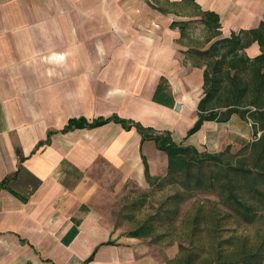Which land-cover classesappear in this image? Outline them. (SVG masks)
Instances as JSON below:
<instances>
[{
	"label": "crops",
	"instance_id": "obj_1",
	"mask_svg": "<svg viewBox=\"0 0 264 264\" xmlns=\"http://www.w3.org/2000/svg\"><path fill=\"white\" fill-rule=\"evenodd\" d=\"M248 1L0 0V264H161L95 197L112 173L144 183L143 155L150 175L166 173L133 123L211 152L232 144L226 133L251 138L237 114L187 135L204 94L197 50L214 40L193 22L214 10L222 36L256 27L264 3Z\"/></svg>",
	"mask_w": 264,
	"mask_h": 264
},
{
	"label": "trees",
	"instance_id": "obj_2",
	"mask_svg": "<svg viewBox=\"0 0 264 264\" xmlns=\"http://www.w3.org/2000/svg\"><path fill=\"white\" fill-rule=\"evenodd\" d=\"M200 21L208 32V40H212L205 50H197L198 54L206 59L204 69L203 89L204 94L198 103V117L188 129L187 135L200 128L204 120L226 121L232 114H237L241 119L249 122L253 129V139L239 146L240 150L250 145L254 148H263L264 145V15L256 27L232 30L229 36H222L219 14L214 10L201 11ZM257 42L260 52L249 56L245 52L251 43ZM221 72H224L223 77ZM245 73V76L243 75ZM247 74V75H246ZM226 80L225 83H223ZM108 118H100L90 125H98ZM84 118L76 121L70 120L69 126L85 125ZM125 126L129 125L123 121ZM141 133L142 140L150 139L155 146L164 151L167 157V169L162 178L168 182L179 183L183 190L173 194L178 201L185 194L203 188L212 190L219 195L222 203L242 220L250 222L254 217L253 205L243 199L239 193L241 187L251 191V195L264 203V186L258 187L256 182L264 184V165L254 171L238 159L237 164L222 158L224 151L209 152L201 150L190 144H177L169 131L148 134L150 128H145L139 123H133ZM67 125V126H68ZM259 133V134H258ZM232 144H228L226 148ZM261 153L256 152L257 156ZM144 176L149 184L158 176H151L148 163L143 155ZM214 162L217 169L214 173L206 174L205 164ZM175 210V211H174ZM168 212H176L171 209ZM151 224L145 222L129 230L130 237H151ZM152 239V238H151ZM260 250L240 256L235 253L233 259H225L220 264H256L261 261ZM230 258V256H227Z\"/></svg>",
	"mask_w": 264,
	"mask_h": 264
},
{
	"label": "rangeland",
	"instance_id": "obj_3",
	"mask_svg": "<svg viewBox=\"0 0 264 264\" xmlns=\"http://www.w3.org/2000/svg\"><path fill=\"white\" fill-rule=\"evenodd\" d=\"M257 1L259 3V0H251V5L255 6ZM230 6L233 7V4ZM231 7L225 5L223 8L228 10ZM191 9L185 7L188 12ZM196 22H193L194 34L205 36L204 26ZM221 74L225 76L224 72ZM225 136L231 140L232 146L226 148L221 140L210 148L224 151L222 158L225 161L237 164L238 159H242L254 171L264 165V145L263 148L250 145L240 150L241 142L235 141L233 132ZM253 136L247 142L252 141ZM256 152L261 153L257 156L259 160L255 157ZM216 169L212 161L205 164L206 174L214 173L210 171ZM161 173L151 175L158 177L150 184L146 180L142 184L122 181L114 173L104 179L95 203L104 216L114 222L121 238L128 237L129 230L147 222L152 227L151 237L138 239L141 247L150 250L153 258L161 264H220L225 259H234L235 253L242 257L257 248L261 261L256 264H264V203L252 196L251 191L245 187L239 190L243 199L253 205L255 212L252 221L247 222L222 203L219 195L212 190L195 189L176 201L172 196L182 192L183 187L179 183L168 182ZM256 184L264 186L260 181ZM174 208L176 212H168Z\"/></svg>",
	"mask_w": 264,
	"mask_h": 264
},
{
	"label": "built area",
	"instance_id": "obj_4",
	"mask_svg": "<svg viewBox=\"0 0 264 264\" xmlns=\"http://www.w3.org/2000/svg\"><path fill=\"white\" fill-rule=\"evenodd\" d=\"M259 134V133H258Z\"/></svg>",
	"mask_w": 264,
	"mask_h": 264
}]
</instances>
